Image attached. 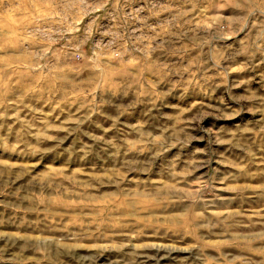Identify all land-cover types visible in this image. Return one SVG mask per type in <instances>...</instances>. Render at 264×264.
Wrapping results in <instances>:
<instances>
[{"label": "clouds", "instance_id": "obj_1", "mask_svg": "<svg viewBox=\"0 0 264 264\" xmlns=\"http://www.w3.org/2000/svg\"><path fill=\"white\" fill-rule=\"evenodd\" d=\"M264 264V0H0V264Z\"/></svg>", "mask_w": 264, "mask_h": 264}, {"label": "rangeland", "instance_id": "obj_2", "mask_svg": "<svg viewBox=\"0 0 264 264\" xmlns=\"http://www.w3.org/2000/svg\"><path fill=\"white\" fill-rule=\"evenodd\" d=\"M160 264H167V260H161Z\"/></svg>", "mask_w": 264, "mask_h": 264}]
</instances>
